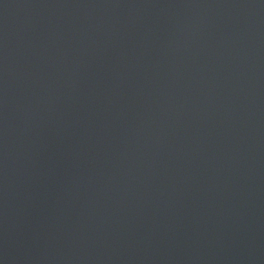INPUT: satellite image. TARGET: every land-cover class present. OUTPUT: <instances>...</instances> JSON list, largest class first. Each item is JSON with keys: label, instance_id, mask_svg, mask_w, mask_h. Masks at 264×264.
Instances as JSON below:
<instances>
[{"label": "water", "instance_id": "obj_1", "mask_svg": "<svg viewBox=\"0 0 264 264\" xmlns=\"http://www.w3.org/2000/svg\"><path fill=\"white\" fill-rule=\"evenodd\" d=\"M0 264H264V0H0Z\"/></svg>", "mask_w": 264, "mask_h": 264}]
</instances>
